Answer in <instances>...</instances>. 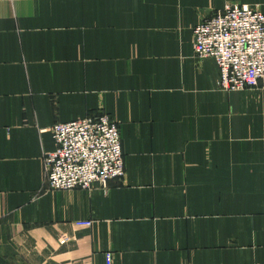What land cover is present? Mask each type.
Returning a JSON list of instances; mask_svg holds the SVG:
<instances>
[{
	"label": "crops",
	"instance_id": "0c3cea01",
	"mask_svg": "<svg viewBox=\"0 0 264 264\" xmlns=\"http://www.w3.org/2000/svg\"><path fill=\"white\" fill-rule=\"evenodd\" d=\"M264 0H0V264H264V89L193 27ZM103 111L125 174L45 188L56 122ZM77 220H91L79 226Z\"/></svg>",
	"mask_w": 264,
	"mask_h": 264
},
{
	"label": "built area",
	"instance_id": "2783aa9c",
	"mask_svg": "<svg viewBox=\"0 0 264 264\" xmlns=\"http://www.w3.org/2000/svg\"><path fill=\"white\" fill-rule=\"evenodd\" d=\"M192 52L198 60L217 64V87L223 91L264 89V14L245 4H226L204 16L192 30ZM54 149L44 155L45 188L107 190L109 182L125 174L119 128L103 112L51 127ZM91 220L76 225L90 226ZM105 264L112 253L105 252Z\"/></svg>",
	"mask_w": 264,
	"mask_h": 264
}]
</instances>
